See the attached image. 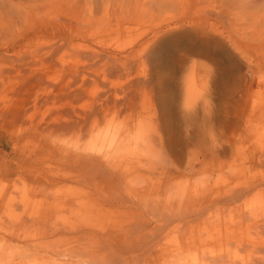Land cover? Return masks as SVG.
Wrapping results in <instances>:
<instances>
[{"label":"rangeland","instance_id":"obj_1","mask_svg":"<svg viewBox=\"0 0 264 264\" xmlns=\"http://www.w3.org/2000/svg\"><path fill=\"white\" fill-rule=\"evenodd\" d=\"M108 1L110 0H0V71L4 70L3 76L0 77V107L5 105L14 108L16 103L21 104L20 120L15 123V128L19 134L27 135L23 141L24 147L38 152L40 157L38 167L41 175L50 174L49 172L60 173L59 170L65 169L66 167L61 165L62 157H59L61 160L57 157L53 163L50 162V158H53L54 154L59 155L66 150V147L69 150L73 149L71 144L73 141H78L77 132L51 134L52 125H48L51 116H56L59 111L69 106H74L77 110L89 108L96 96L93 94L98 90L96 87L93 89L94 92L86 90L84 94L78 93L80 97H72L66 90V87H77L71 81L74 78L73 68L77 65L82 67L76 55L81 50L80 44L84 45V49L85 46H91L96 49L130 50L145 32L159 23L173 21L178 16L194 14L197 15V21L203 23L207 21V17L204 16L209 13L211 16L208 19L216 30L214 36L223 41L227 52L238 64L235 72L230 75L228 71L223 70L224 66H221L219 61L214 62L191 53L184 61L185 67L178 78V85L173 87L165 80V74L171 73V70L164 68L155 53L152 55L154 59L146 63L149 71L147 78L152 79L154 83L153 93L150 92L152 93L150 95L147 87L140 88L139 91H142L139 93L140 98L138 97L133 105L126 107L128 105L120 103L126 96L125 93L132 89L129 90L123 81L118 83L117 87H111L113 99L117 103L116 105L112 102L108 103L112 106L109 111L105 110L107 112L103 114L105 118L96 125L93 130L94 139L88 144H92L94 150H101L103 155L113 153L116 165H134L142 168L143 171H148L149 174L155 170L161 172L175 168L184 171L185 160L188 158L186 152H189L192 142L190 136L186 138L183 136L189 128L185 120L188 113L194 111L196 114L191 116L197 119L202 128L205 122L209 121L215 129L214 133L218 135L216 139L215 136L213 138L215 139L213 142H216L213 144L216 146H213L215 150L220 153L225 152L221 153L220 166L208 165V168L203 161L202 166H199L200 170L190 177V183L197 184L198 190H201V197L210 193H223L250 177L257 178V173L264 169V164L261 166L255 162L252 165L246 161L251 152L257 151L255 148L262 140L260 137H264V0H241L242 4L238 3V5L243 6L242 8L237 7L236 0H176L175 4L164 6L159 11L155 8L142 11L118 4L112 6L119 0L113 3ZM233 2L236 4L233 5ZM148 4L149 0H139L141 6L147 7ZM240 11L246 13L241 14ZM217 58L220 56L217 55ZM80 60L84 61L82 58ZM103 63L93 67V74L100 78L106 72L107 66ZM193 63H196V66L191 68ZM167 70L169 72H166ZM143 90L147 91L148 98L146 95L143 96ZM258 90L262 92L260 95ZM36 97L40 100L35 101ZM108 104L104 106L107 110V106H110ZM117 104L124 107L123 111L116 110ZM188 105L192 107L187 108ZM206 108L208 109L205 111ZM207 113L211 114L207 116ZM90 119L92 120V117H89L88 121ZM126 122L135 135L148 138L145 137L144 143L140 142L139 138L136 139L139 142L128 141L127 134L126 141L119 151L115 150L114 146L110 150L111 146L107 145L106 141L111 142L112 136H119ZM92 123L88 122L90 126ZM53 134L56 136H52ZM159 135L164 137L165 153L160 152L159 146L155 147V144L149 151L143 148L149 137L152 139ZM86 137L82 136L79 139L80 143L91 139L90 136ZM45 140L54 146L43 149L41 143L44 144ZM207 141L209 138L204 137L202 143L207 144ZM236 144L235 152L232 153ZM206 148L201 152V160L210 159ZM182 149L184 159L179 153ZM42 176H39V180L45 179ZM156 176H163V173ZM178 179L181 182L187 180V177L173 176L169 183L179 182ZM177 182L175 185L179 184ZM69 184L68 186L64 183L45 184L46 187L43 181L37 183V181L23 180L22 182L14 177L0 180V264H47L48 262L58 264L66 261V257L57 258V254L50 258L46 252L53 247L65 252L70 250L69 246L63 244L56 235L46 238L41 234L42 228L39 225L38 227L27 225L21 227L16 232L17 235L14 232L11 234L13 230L10 229L9 232L7 224L10 220L13 221L17 211L20 213L26 208L29 214L33 209L36 211L39 207L42 208L45 204L43 196L49 197L50 194L56 193L54 197L50 195L52 201L53 198L55 200L58 197L60 200L67 195L70 196L75 188H70ZM239 204L243 210L235 209L237 204L224 206L219 210L213 209L212 214L208 215L207 222L202 223V226H205L203 229L210 225L208 230L212 233L203 230L208 234L202 235L201 238L197 222L193 224L194 238L196 241L200 239L202 245L197 241L196 245L185 246L179 240L180 237L175 236L174 231L164 232L162 236L166 261L168 260L169 264H201L202 256L206 254L213 258L212 264H252L249 246L254 239L264 240V233L258 232L253 235L247 233L243 241L240 231L246 230V227L240 222L239 217L244 212L251 217L262 215L264 193L254 189L244 195ZM103 216L107 217V214L98 217L101 220ZM81 217L68 211L57 218L59 222H66L74 218L80 220ZM55 218L53 217L50 222ZM225 225L226 228L220 233L224 235L218 236V232ZM209 233L213 234L211 238ZM10 234L12 237L9 236ZM57 239L62 243L58 244ZM29 242L31 245L28 244Z\"/></svg>","mask_w":264,"mask_h":264},{"label":"bare ground","instance_id":"obj_2","mask_svg":"<svg viewBox=\"0 0 264 264\" xmlns=\"http://www.w3.org/2000/svg\"><path fill=\"white\" fill-rule=\"evenodd\" d=\"M114 1L115 0H110L108 3H113ZM126 1L128 0H119V2L112 4V6L118 4L122 7L135 8L142 11H149V9L152 10L153 8L159 11L164 6L168 7L171 6V3L175 4L176 0H149L147 7L139 5V0ZM240 2L241 0H236L237 4H235L237 7L242 8L243 6L238 5V3L242 4ZM235 4L233 2V5ZM201 11L202 9L200 12ZM242 13L246 12H241V14ZM113 15H115V12ZM196 16L195 14L185 15V17L178 16V18L173 21H166L162 24L159 23L153 28H149L150 30L145 33L143 32L144 34L130 50L121 49L116 51V49H96L91 46H85L84 49V45L80 44L81 50L77 52L76 55L82 67L80 68L77 65L73 68L74 78L71 81L72 84L77 87H66V90L72 97H80L78 93L84 94L86 90H92V92H94L93 89L96 87H98V90L95 94L91 93L96 96L89 108L77 110L74 106H69L58 113L56 112V116H51L49 120L50 124L48 125H52L50 128L51 134L54 132H56V134L57 132L64 134L70 131L77 132V134L79 133L78 138H76L78 141H73L71 144L74 150L72 148L69 150V148L66 147V150H63L59 155L54 154V157L50 158V162L52 161V163L57 157L63 158V160L60 158L59 160L62 161L61 165L66 168L64 167L65 169L62 170L56 169L57 171H61L60 173L49 172L50 174L44 173V176H42L38 167L40 163L38 152L24 147L23 141L27 135L25 133L19 134L15 128V123L20 120L19 117L22 110L21 104L16 103L14 108L6 107L5 105H3L4 107H0V180L14 177V179L22 182L23 180L30 182L37 181V183L43 181L44 185H57L58 183H64V185L67 186L69 183L75 185L71 186L69 184V187H74L75 190L71 189L70 192L73 190V193L60 200L57 197L59 201H57L56 198L55 200L53 198L52 201L50 195L54 197L56 193L49 195V193H53L49 191V197L43 196L45 204L42 208L39 207L36 211L33 209L29 214H27L26 208H21L22 211H19L20 213L17 211L16 217L12 219L13 221L10 220L7 224L8 231L10 229L13 230L11 234L13 232L16 234L21 227L27 225L37 227L39 225L42 228L41 234L46 238L56 235L63 244L68 245L70 248L67 252L58 250L55 247L46 251L50 258L54 257L55 254L58 255L57 258L59 256L66 257L65 262H57L58 264H169V261L165 259L166 250L164 249L165 243L162 236L164 232L169 230L174 231L175 236L180 237L179 240L182 241V244L185 246H190V244L196 245L198 242L202 245L200 239L197 240V242L194 238L193 224L195 222H197L200 230L199 236L201 238L202 235L208 234L205 232L209 231L208 227H210V225L203 229L205 226L203 227L202 223L205 224L207 222L208 215L212 214L213 209L219 210L224 206L229 207L232 204H237L235 205V209L241 210L242 207L239 202L244 195L252 192L254 189H258L264 193L263 169L257 173V178L250 177V179H246L244 182H239L230 187L228 191L224 192L222 190L223 193H210L201 197V190H198L197 184H194L197 185L195 187L190 183V177L200 170L199 166H202L203 161L204 165H207L208 168V165L212 167L220 166V163H222L220 160L221 153L224 154L225 152L221 151L220 153L215 150L216 148L214 147L216 146L213 144L216 142L213 141H215L218 135L214 133L215 129L212 128L210 122L206 121L202 128L197 119L191 116L194 113L196 114V112L193 111L194 108L192 109L193 113L189 110L191 113H188L187 116L185 115L187 120H185L186 122L184 121L189 128L187 127L188 129L183 136L185 138L187 136L192 138L189 152L185 151L188 153V156L186 155L188 158L185 160L184 171L175 168L168 171L163 170L161 172L155 170L149 174L148 171H143L142 168L134 165H116L113 160V153L110 154V152L103 155L101 150H94L93 145L88 144L90 142L92 143L94 139L95 133L93 130L96 125L102 122V119L105 118L103 114L109 111L112 106V104L108 103L112 102L114 105L117 103V101L113 99L111 87H117V84L123 81V84L129 87V90L132 89L130 92L125 93L126 96L120 103L122 105H128L126 107L133 105L136 99L138 97L140 98L141 94L139 95V93H142V91H139L140 88H149V94L153 91L154 83L152 79L147 78V72L149 71L146 63L154 59L152 55L155 53L159 56L164 68L166 67V69L171 70V73L167 70L166 72L169 73L165 74V80L170 86L178 85V78L183 72V67H185L183 66L184 61L191 53L203 56L214 62L219 61V64L224 66L223 70L226 72L228 71L227 73H230V75L235 72L238 64L227 52L223 41L214 36L216 30L212 22L208 19L211 14L208 13L204 16V18L207 17V21L203 22V20V23L197 21ZM128 17L131 16L128 15ZM117 19L119 20L122 18ZM81 37H83V35H81ZM217 55H219L220 58H217ZM80 58L84 59V61L80 60ZM100 61L104 62L103 65L107 66L105 67L106 72L101 78L93 74V67L100 64ZM195 66L196 63H193L191 68ZM3 73L4 70L1 69L0 77L3 76ZM80 76L81 79H79ZM87 87L89 89H87ZM145 90H143V92ZM146 92L143 93V96L146 95ZM257 92L259 93L258 95L262 93L259 92V90ZM147 96L148 95H146V98H148ZM149 98H151V96H149ZM38 100H40V98L36 97L35 101ZM149 100L151 101V99ZM106 104L110 105L107 106L108 110L104 108ZM118 104L115 106L116 110L123 111L124 107ZM118 106L120 109L117 108ZM190 106L188 105L187 108H190ZM207 109L208 108L204 110L206 111ZM207 114V116H209L211 113ZM205 116L206 114L204 117ZM89 117H92V120H89L93 122L91 126L88 124ZM126 124L127 122L124 124L119 136L114 135L111 137V142L106 141V144L111 146L110 150L114 146L115 150L118 149L119 151L126 141L127 134L128 141L143 142V140L146 139L145 137L147 136L141 137L135 135L128 124ZM54 135L55 134L52 136ZM82 136H90L89 138L91 139L85 140V143H80L81 141L79 139H81ZM214 136L215 139L213 140ZM204 137L209 138L207 144L206 142L202 143ZM137 138H139V141L136 140ZM260 138L262 140L259 139L261 141L257 143L255 148L257 151L251 152L246 161L252 165L255 162H258L261 166L264 164V137ZM163 141L164 137L162 135L152 139L149 137V140L146 142V145L144 144L145 147L143 148L149 151L155 144V147L159 146L158 150L160 152L165 153ZM41 144L43 149L54 146V144L47 140H45L44 144ZM139 144L141 145V143ZM236 146L237 144L233 147L232 153L235 152ZM205 147H207L206 149L210 159L201 160L200 155ZM37 148L39 147L37 146ZM179 153L181 158L183 157L184 159V150H180ZM137 162L139 163V161ZM54 171L55 170H53V172ZM160 173H163V176L157 177L156 174L158 175ZM39 176L45 179L39 180ZM151 176L152 178L150 179ZM173 176H184L187 177V180L181 181V183L178 179L179 182L174 181V183L172 182L173 184L171 182L170 184L169 180H171ZM175 182L179 184L175 185ZM197 191L199 193H197ZM32 208H34V206ZM68 211L74 213L75 216H82L81 219L76 220L74 218L66 222H59L57 217ZM101 214H107V217L103 216V219L100 220L98 216H102ZM53 217H56L55 220L50 222ZM239 218H241L240 222L244 223L246 227V230L240 231L243 241L247 233L251 235L257 234L258 232L264 233V211L262 215L258 217L247 216L246 212H244ZM242 223L240 225H242ZM225 228L226 225L218 232V236L224 235L220 233ZM203 230L206 231L203 232ZM210 233H212V231ZM11 234L9 235L10 237H12ZM209 236L211 238L213 234ZM5 240H7V238ZM62 242L58 241L57 243L61 244ZM28 244L31 245L30 242ZM29 245H27V247H30ZM249 247L251 250V263L264 264V240L258 241L254 239ZM202 260L203 262L201 264H212L213 258L204 254Z\"/></svg>","mask_w":264,"mask_h":264}]
</instances>
